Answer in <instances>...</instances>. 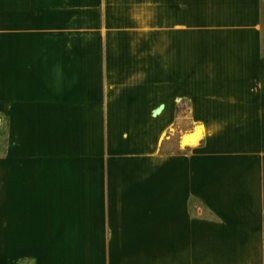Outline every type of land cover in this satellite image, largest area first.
Masks as SVG:
<instances>
[{"label":"crops","instance_id":"crops-1","mask_svg":"<svg viewBox=\"0 0 264 264\" xmlns=\"http://www.w3.org/2000/svg\"><path fill=\"white\" fill-rule=\"evenodd\" d=\"M0 264H264V0H0Z\"/></svg>","mask_w":264,"mask_h":264},{"label":"rangeland","instance_id":"rangeland-1","mask_svg":"<svg viewBox=\"0 0 264 264\" xmlns=\"http://www.w3.org/2000/svg\"><path fill=\"white\" fill-rule=\"evenodd\" d=\"M4 123H0V153L2 152L3 139H4Z\"/></svg>","mask_w":264,"mask_h":264}]
</instances>
